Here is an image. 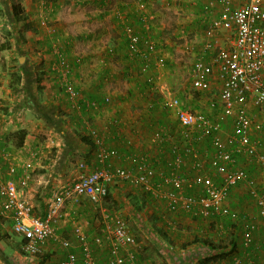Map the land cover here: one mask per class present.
I'll return each mask as SVG.
<instances>
[{"label":"crops","instance_id":"crops-1","mask_svg":"<svg viewBox=\"0 0 264 264\" xmlns=\"http://www.w3.org/2000/svg\"><path fill=\"white\" fill-rule=\"evenodd\" d=\"M145 1L146 5L150 4ZM208 1L210 0H152V5H156L159 10L158 13L150 11L154 23H151L147 32L145 25L139 22L143 10L138 8L135 0H21L28 21L31 26H35V30L28 31L25 43L18 40L17 49L21 55L17 57V68L22 72L21 83L16 90L0 84V108L5 105L9 111L6 113L2 109L4 114L0 113V177L14 181L18 194L32 205L34 216L44 217L46 203L54 187L71 182L80 170L88 172L93 168L94 150L83 140L84 137L87 138L89 126L105 137L109 149L114 152L111 156L114 164L127 166L130 155L148 146L146 139L150 133L149 124L166 127L168 123L175 122L173 111L165 113L158 106L155 97L160 96V93L155 92L154 98L145 94L140 80L142 77L135 72L138 59L129 55L126 37L116 18L117 11H124L126 20L139 33L148 34L156 41L157 49L152 55L149 73L167 84L170 78L165 63L167 59L169 62H172V57L174 59L172 51L185 50L195 57L208 38L204 20L208 21L209 17L215 16L220 8L217 4L209 13L210 16L204 15L203 6ZM245 1L233 0L231 6L237 7ZM170 8H173V12L182 9V16L178 17L180 14L177 13L178 16L167 18L165 14ZM177 38L184 40L176 41ZM212 39L218 47H228L232 41V33L222 30ZM159 58L162 62H158ZM38 66L42 74L37 83L35 69H39ZM65 68L71 71L70 80L81 99L96 100V108L74 107L73 100L61 87V73ZM7 70L9 71L8 68ZM5 81L8 84L9 78ZM163 83L157 84L165 89V93L176 96L168 92ZM168 84L170 88L173 86L171 82ZM38 85L42 89L38 90ZM210 86V93L201 94L205 95L207 102L210 97L217 96L219 91L220 83L215 74L211 76ZM104 95L110 96L109 102L102 101ZM176 97L182 104L181 97ZM201 108L202 104L195 111H202ZM247 108L249 111L252 105L248 104ZM203 109L204 112L213 114L209 104ZM30 116H35L47 126V141L39 138ZM113 118L121 120L120 126L109 124ZM257 122L262 124L257 137L264 150V104L257 107ZM20 128L27 132L21 147L16 148L7 140L4 142L3 139H6L9 132ZM230 131L231 121L228 119L223 125L221 137L225 138ZM255 134V131L251 132L252 138ZM207 147L205 143L197 146L203 153ZM238 157V165H242L264 186L259 178L260 168L257 163L244 154ZM83 161L87 166L80 169L78 163ZM12 168L14 170L10 172L9 169ZM181 171L187 175L195 174L187 161ZM123 186L129 190L125 192L122 190ZM109 190L115 198L116 206L128 201L125 207L128 212L125 210L119 214L118 208L116 211H109L99 207L101 218L105 213H116L125 220L137 241L135 264H171L158 253L162 246L169 253H183L184 250L180 248L182 243L189 242L194 237L208 236L214 241L227 238L216 228L215 221L204 219L192 210H168L163 206V201L156 200L147 193H144L143 209L136 212L133 202L139 195H144L138 187L119 182ZM187 190L194 193L191 188ZM121 191L126 196H120ZM130 198L133 200L130 201ZM139 202L142 203L141 200ZM224 202L240 217H256V207L245 185L231 188ZM94 209L97 206L85 196L67 200L54 225L56 239L46 242L38 255L29 257V254H22L23 240L12 229L10 213L3 211L0 206V264H59L67 252L59 244L61 238L68 239L72 244L69 249L77 254L76 264H83L76 229L86 236L96 264H106L107 243L99 245L92 240L99 234L102 221L100 217L94 218ZM224 221L227 222V219ZM155 226L169 235L172 245L166 244L155 233ZM231 233L237 242L240 264H259L256 250L240 246L239 223L235 224V231L232 230ZM256 237L260 240L261 234L257 232Z\"/></svg>","mask_w":264,"mask_h":264},{"label":"built area","instance_id":"built-area-1","mask_svg":"<svg viewBox=\"0 0 264 264\" xmlns=\"http://www.w3.org/2000/svg\"><path fill=\"white\" fill-rule=\"evenodd\" d=\"M232 1L210 0L204 4L206 16H210L217 4L220 8L215 16L204 20L208 38L193 59L188 79L191 91L208 94L211 76L215 74L220 83L219 91L208 100L213 114L182 106L178 97L158 87L154 78L147 74L157 49L156 41L148 34L139 33L126 20L124 11H117L116 18L126 37L129 55L139 61L145 94L154 98L153 94L160 90V96L155 100L165 113L174 112L175 122L166 127L149 124L148 146L130 155L127 166L114 164L111 157L114 152L109 149L105 137L89 126L86 137L94 150L93 168L88 172L80 170L71 182L54 187L42 218L34 216L32 205L18 194L13 180L0 177V206L10 213L13 231L23 238L22 252L39 254L46 242L56 239L54 225L67 200L85 196L91 203L99 204L112 185L125 182L163 201L168 210H192L204 219L215 221L222 236H232L235 224L239 223L240 246L256 250L259 264H264V186L238 165V156L244 154L257 163L260 181L264 183V150L260 139H251V132L260 131L262 127L253 121L247 108L248 104L254 107L264 104V0H246L237 7L231 6ZM135 3L144 10L145 0H135ZM139 18L148 32L147 17L140 15ZM222 30L232 33L228 47H218L212 39ZM70 72L69 68L62 71L61 87L73 100L74 107L96 108V100L81 99L70 80ZM109 99V95L102 97L105 103ZM228 119L231 131L222 138L223 125ZM109 124L118 127L121 120L113 118ZM202 143L208 145L204 153L197 148ZM186 161L195 174L187 175L181 171ZM86 166L85 161L78 163L80 169ZM13 170L9 169L10 172ZM241 184L246 186L254 202L256 217H240L224 202L230 189ZM257 232L261 234L260 240L256 237ZM76 233L83 264H96L86 236L78 229ZM92 240L99 245L107 243L106 264H135L137 241L120 215L103 214L100 232ZM59 244L67 250L59 264H76L77 254L69 249L70 241L61 238ZM238 250L216 264H240Z\"/></svg>","mask_w":264,"mask_h":264},{"label":"rangeland","instance_id":"rangeland-1","mask_svg":"<svg viewBox=\"0 0 264 264\" xmlns=\"http://www.w3.org/2000/svg\"><path fill=\"white\" fill-rule=\"evenodd\" d=\"M13 1L16 0H0V84L2 86H7V81L6 78H9V71H11L12 69H14L16 66H18V59L17 57L20 56L18 49H17V44H18V40L20 39L22 42H24V40H26L28 32L27 31H23L22 34L20 32L19 36V29L17 24H15L14 22H12V18L10 15H8L7 10H8V6H7V2L11 3ZM150 2V4L144 6V10L142 11V15L147 17V20L149 21V26L151 25V23L153 24L154 21H152L153 17L150 15V11H152V13L157 12L159 8L156 5H152L153 2H151L152 0H147ZM155 1V0H154ZM180 1V0H177ZM168 6V5H167ZM149 7V8H148ZM182 9L177 10V12H173V8H170L167 10V14H165V16H167V18H172V16H182ZM150 13V14H149ZM179 13V14H177ZM150 16V17H148ZM157 17V16H156ZM157 18H160V16H158ZM118 21V20H117ZM139 22H140V18H139ZM120 24V22H118ZM156 23V22H155ZM141 24V22H140ZM121 25V24H120ZM32 27H35L34 25H32ZM32 31H34V29H31ZM121 30H122V26H121ZM30 31V30H29ZM31 32V31H30ZM180 40H184V39H176V41H180ZM25 43V42H24ZM23 44V43H21ZM184 45V43H183ZM37 51V50H34ZM173 52V56L174 59L172 57V62H169L167 59V62L165 63V68L168 71V77L170 78L167 82L170 83L171 85H173L171 88L169 87L170 85L167 83H163L160 82L159 79L154 78L153 75H151L149 73V69L147 74L152 76L155 80V83H159L162 85V83L165 85V88H167L168 92H170L171 94H174L176 96L181 97V100L183 101V105L191 110H195V108L198 106H200L202 104V112H204L203 107L206 104H209L207 102V100L205 99V95H201L198 94L196 92H193L189 89L188 86V79L190 76V71H191V67H192V63H193V57L190 53H188L185 50H181V51H172ZM36 55V53H35ZM37 56V55H36ZM37 58L39 59V57L37 56ZM139 63V61L137 62V64ZM39 66H41L40 62H39ZM38 66V67H39ZM150 66V70H151ZM7 68L9 69V71L7 70ZM35 74L40 73V67L39 69H35ZM4 74H3V73ZM135 72L137 73V76L142 77L141 73L139 72V66H137L135 68ZM143 78H141L140 80H142ZM143 82V81H141ZM143 84V83H142ZM158 87L161 89L162 87L159 85ZM0 85V86H1ZM160 93V90H158ZM3 105V104H2ZM5 106V105H4ZM4 106H1L0 108V113L4 114L3 110ZM140 108H137V110H139ZM249 114L251 116V118L253 119V121L257 122V107L252 106V109H250ZM207 113V112H204ZM12 113H10L11 115ZM209 114V113H207ZM4 118L6 119V117L4 116ZM30 119L35 123V130L38 131V136L39 138H44L46 141L48 140L47 136V130H46V125L44 124V122H42L41 120H39L38 118H36L35 116H30ZM262 125V124H261ZM255 137L251 139H260L257 137V131H255ZM240 165V164H239ZM242 166V165H241ZM122 187V190H124L125 192L127 190H129L128 188ZM117 190V189H116ZM121 191L120 196H126V193ZM117 195H115L116 197ZM119 198V196H118ZM114 200L115 198L112 196V193H110V196L108 198H105L104 200H102L101 203L98 204H93L95 206H97V209H94L93 211V216L95 217H100L101 218V213L99 212V207H102L103 209L106 208L109 211H116L117 208L119 209L118 213L121 214L123 211L125 212V210L128 212L127 208H125L127 205V202H121L119 203V206H116L114 204ZM123 212V213H124ZM126 219V217H125Z\"/></svg>","mask_w":264,"mask_h":264},{"label":"trees","instance_id":"trees-1","mask_svg":"<svg viewBox=\"0 0 264 264\" xmlns=\"http://www.w3.org/2000/svg\"><path fill=\"white\" fill-rule=\"evenodd\" d=\"M7 6H8V10H7L8 15L11 16L12 22L17 24L18 26L19 36H22L20 35V32L22 34L24 30L27 32L31 29L35 30V27H32L30 25V22L28 21V16L26 14L24 6L21 3V0H16L11 3L7 2ZM41 74L42 73H38L36 75L35 81L37 83L41 79ZM8 75H9L8 87L13 90H16L17 86L21 83V77H22L21 70L18 69L16 66L14 69L9 71ZM37 89L40 90L42 88L40 87V85H38ZM4 111L6 113H9L6 106L4 107ZM44 116L46 117V115ZM26 134H27L26 130L20 128L15 131L9 132L6 136V139L4 138L3 140L4 142L7 141L11 142V144L14 147L18 148L23 145ZM83 140H85L87 144L91 145L90 140L88 138L84 137ZM109 196H110V190L108 191L105 198H108ZM129 200L132 201L133 198L132 199L130 198ZM140 200L142 201V203L139 202ZM144 200H145V194L139 195L137 199L133 202V206L136 212H139L143 209ZM155 220L156 219L153 217V221ZM155 233L158 234V236L162 240H164L166 244L172 245L169 235L160 227L155 226ZM180 248L184 250L183 253H174V252L169 253V251H167V249L162 246L160 250H158V253L161 254L164 258H167L171 264H193V263L216 264L217 262L226 259L230 255H232L233 252L236 251L237 245L231 235L224 240H217V241L212 240L208 236H198V237H194L189 242L182 243ZM22 254H24V252ZM35 255H30L29 257Z\"/></svg>","mask_w":264,"mask_h":264}]
</instances>
